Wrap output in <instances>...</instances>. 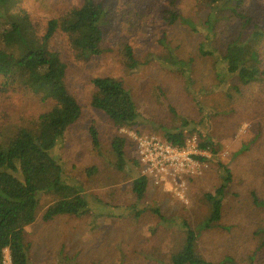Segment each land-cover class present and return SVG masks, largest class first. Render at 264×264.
<instances>
[{"label":"trees","instance_id":"trees-1","mask_svg":"<svg viewBox=\"0 0 264 264\" xmlns=\"http://www.w3.org/2000/svg\"><path fill=\"white\" fill-rule=\"evenodd\" d=\"M107 1L83 0L81 6L69 10L60 19L48 20L41 30L27 13L13 11L17 0H0V76L7 85L13 87L19 82L51 104L27 127H17L8 137H0V264H4L5 250L10 264H32L33 243L26 230L36 221L41 197L50 199L41 217L43 221L81 218L93 211L100 213L87 195L88 184L82 181L94 176L98 168L77 166L74 161L68 164L64 153L60 154L65 135L82 119L83 108L69 88L68 64L51 48L50 42L57 32L63 34L74 60L90 62L110 50L119 57L123 73L128 77L139 66L136 55L139 40L126 41L121 36L117 43L107 46L108 28L120 23L129 28L130 34L146 35L144 31L149 28L138 33L143 23L157 22L155 44L167 62L157 58L158 64L152 59L151 64L164 69L178 82L183 94L195 102L199 116L189 119L178 113L167 102L169 94L155 86L153 97L164 105L165 113H148L143 117L124 79H95L93 84L98 93L90 107L122 128L132 124L147 126L176 147L183 146L186 139L196 138L200 149L217 160L221 147L209 130L219 118L235 114L239 106L250 107L249 111L262 116L258 127H264V0H117L122 2L119 13L114 12V3ZM152 5L157 7L153 14ZM176 28L185 31L186 36L175 33ZM187 39L189 45V42L185 44ZM6 51H16L18 57L10 52L12 56H9ZM200 97L206 100V107L200 106ZM95 124L91 121L87 128L88 137L94 151L102 157ZM126 144L131 147L126 137H114L111 149L115 163L104 157L101 162L106 161L111 168L115 166L125 173V179H131V195L139 203V209L131 214L133 218L150 212L162 222L164 219L156 206L140 203L146 198L150 180L138 174L137 162L125 152ZM216 164L221 183L214 193L204 196L209 203L207 224L212 231L225 228L222 197L230 191L232 183L225 165ZM80 168L83 171L78 180ZM251 194L254 216L250 217V226L242 225V233L245 236L250 229L251 241L257 248H250L241 263L264 264V216L260 213L264 212V200L260 201L253 191ZM127 211L111 216L122 219L129 215ZM180 225L183 238L176 249L167 253L165 264H213L198 248V231L186 223ZM155 228H149L148 239L155 235ZM222 259L218 264H239L232 256Z\"/></svg>","mask_w":264,"mask_h":264},{"label":"rangeland","instance_id":"rangeland-1","mask_svg":"<svg viewBox=\"0 0 264 264\" xmlns=\"http://www.w3.org/2000/svg\"><path fill=\"white\" fill-rule=\"evenodd\" d=\"M82 2L83 0H17L13 11L27 13L32 22L43 30L48 20L60 19L69 10L81 6ZM107 3H114V12H120L121 1L109 0ZM151 8L153 14L157 7L152 5ZM147 12L150 13L149 10ZM156 26V21L153 24L144 22L138 33L149 28L144 31L146 35L130 34L129 28L126 29L120 23L108 28L105 35L107 46L117 43L121 36H125L126 41L132 38L139 40L136 54L139 66L128 77L123 73L119 57L111 54L110 50H106L107 53L97 60L78 62L68 49L63 34L57 32L51 40L53 51L68 64L69 88L83 108L82 119L65 135L60 154L64 153L68 164L74 161L77 166L95 165L98 168L94 176L83 178L82 181L88 184L84 185L88 187L87 195L99 207L100 213L93 211V214L88 213L81 218L65 217L43 221L41 217L50 205V199L41 197L36 221L26 230L28 239L33 243L32 264H165L167 253L176 249L183 238L180 222L198 231V248L207 261L213 264L221 263L224 256H232L234 261L244 264L241 260L250 253L249 249L257 248L251 241L252 231L249 229L245 236L242 233V225L250 226V217L254 216V196L251 191L260 201L264 200V127H258L263 119L257 112L249 111L250 107L239 106L235 114L219 118L210 127L211 137L221 148L216 155L217 160L209 159L201 175L188 178L185 203L177 199L175 194L162 189L152 180L149 181L146 198L140 203L156 206L164 219L162 222L150 212L133 218V210L139 209V203L131 195V179H125V173H120L115 166L111 168L106 161L101 162L104 157L111 158L115 163L111 142L114 137L122 136L119 134L122 127L90 107L93 96L98 93L93 84L95 79H124L125 86L134 94L137 110L143 117L148 113H165L164 105L153 97L155 86L169 94L167 102L175 106L178 113L189 119L199 116L195 102L183 94L178 82L164 69L151 64L152 60L158 64L157 58L167 62L164 54L159 55V48L155 44L158 38L154 33ZM184 32L179 29L175 31L185 37ZM188 42L189 39L185 40V44ZM6 52L9 56L13 54L18 57L16 51H9L11 54ZM199 101L200 106L206 107L204 97H200ZM50 107V102L42 101L40 95L27 86L16 82L12 87L0 76L1 138L8 137L17 127H27ZM91 121H95L99 132L102 157L94 151L88 137L87 128ZM127 129L139 132L140 135L148 133L162 138L159 132L150 130L147 126L132 124ZM148 134L145 136H150ZM125 152L129 158H136V152L129 144L125 145ZM216 162L229 170L232 183L230 191L222 197L225 228L212 231L207 224L210 208L204 196L214 193L221 183ZM82 171L83 168L78 171V180H81ZM124 209H128L129 215L122 219L112 218L111 213L120 216ZM260 213L264 216V212ZM154 227L155 235L148 239L149 228ZM4 263L10 264L7 250L4 252Z\"/></svg>","mask_w":264,"mask_h":264},{"label":"built area","instance_id":"built-area-1","mask_svg":"<svg viewBox=\"0 0 264 264\" xmlns=\"http://www.w3.org/2000/svg\"><path fill=\"white\" fill-rule=\"evenodd\" d=\"M119 134L128 139L136 152L138 174L185 203L188 178L201 175L211 159L209 152L200 149L196 138L186 139L183 146L176 147L159 136L139 135L126 128H121Z\"/></svg>","mask_w":264,"mask_h":264}]
</instances>
